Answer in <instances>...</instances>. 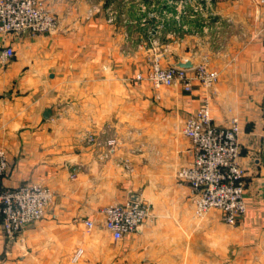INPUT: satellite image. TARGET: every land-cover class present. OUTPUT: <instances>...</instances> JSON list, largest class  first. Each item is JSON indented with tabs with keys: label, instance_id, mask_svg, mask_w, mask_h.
I'll return each mask as SVG.
<instances>
[{
	"label": "crops",
	"instance_id": "obj_1",
	"mask_svg": "<svg viewBox=\"0 0 264 264\" xmlns=\"http://www.w3.org/2000/svg\"><path fill=\"white\" fill-rule=\"evenodd\" d=\"M47 2L63 19L58 32L0 34V51L7 45L15 51L0 63V146L9 163L4 186L39 182L54 196L44 216L14 237L0 226V264H194L196 255L202 264L215 256L228 264L225 249L212 256L208 233L222 230L221 216L195 218L191 188L176 176L193 160L184 122L205 96L216 124L239 119L248 211L231 228V256L256 264L264 251L254 246L244 253L241 246L262 241L264 230V0H215L216 19L231 21L211 29L213 44L195 38L198 48L193 41L175 45L169 64L190 60L193 67L207 55L219 73L210 90L195 83L191 92L133 80L145 46L137 42L134 54L125 55L123 29L102 12L88 16L87 0ZM220 38L224 46L216 44ZM108 139L115 150L104 158ZM137 198L147 199L148 217L113 239L103 209ZM85 219L94 221L90 233ZM218 235L226 247L227 233Z\"/></svg>",
	"mask_w": 264,
	"mask_h": 264
},
{
	"label": "built area",
	"instance_id": "obj_2",
	"mask_svg": "<svg viewBox=\"0 0 264 264\" xmlns=\"http://www.w3.org/2000/svg\"><path fill=\"white\" fill-rule=\"evenodd\" d=\"M127 3L128 1L125 0ZM159 9V15L169 13L179 25L181 17L203 18V29H224L225 23L215 16L212 0H150ZM158 2V3H156ZM189 9V10H188ZM100 8L93 5L88 16L98 13ZM108 21L113 22L117 12L108 8ZM61 18L47 4V0H0V34L9 36L22 32L32 35L54 33L61 29ZM183 29L191 27L182 24ZM15 54L11 45L0 51V62L6 64ZM218 71L206 61L191 68L176 65L163 66L158 60L151 64L147 76L139 73V80L148 79L155 87L181 86L191 92L195 83L210 90L218 79ZM210 96H205L198 109L185 120L183 132L191 139L193 160L191 164L177 171V178L189 184L197 213L212 208L223 212V219L230 225H236L246 215L245 170L239 162L241 148L239 143V120L234 118L228 126L218 125L211 114ZM94 140L93 136L89 138ZM115 139L107 141L104 158H109L115 150ZM126 168L131 170L127 161ZM8 171V155L0 146V226L8 237H14L27 225L44 216L51 204L52 189L39 182H29L15 187H6L2 180ZM74 176V175H73ZM149 203L144 198L128 199L123 203L111 204L103 209L104 228L113 239H122L135 232L149 215ZM85 229L94 226L91 219L84 220ZM82 249H78L77 260Z\"/></svg>",
	"mask_w": 264,
	"mask_h": 264
},
{
	"label": "rangeland",
	"instance_id": "obj_3",
	"mask_svg": "<svg viewBox=\"0 0 264 264\" xmlns=\"http://www.w3.org/2000/svg\"><path fill=\"white\" fill-rule=\"evenodd\" d=\"M89 6L93 7V5H98L100 10L98 13H104L105 20L108 24L114 25L115 29H123L122 36L119 38L120 43H127L125 46L124 54L132 53L134 54L135 51H133L136 46L137 42L143 44L145 46V49L142 47L141 54L144 57V62H140L138 65V70L133 74V80L136 82L139 81H149L148 79H142L139 80L136 78V75L139 73L143 74L144 76H147V74L150 72L151 64L158 60L163 66H169V65H175L169 64L168 61L169 58H173L175 56L174 52H171L173 49H175V45H182L184 42L193 41L195 44V48H198L199 44H203V41L210 42L209 44L212 45L213 42H211L210 37H213V34H209L211 29H203V18H185L184 16L181 17V23H179L173 19L172 17H169V13H163L162 16L159 15V9L156 8V6H153V2L150 0H127L128 3L125 0H87ZM213 2L215 0H212ZM158 3V2H156ZM162 3L165 5L168 4V0H162ZM48 4V2H47ZM72 4H76L75 0H72ZM216 4V3H215ZM49 5V4H48ZM215 5L212 6V9ZM50 7V6H49ZM108 8H111L112 10L117 12V17L113 22L108 21ZM90 10V9H89ZM88 10V12H89ZM189 10V9H188ZM53 11V10H52ZM54 12V11H53ZM55 13V12H54ZM56 14V13H55ZM63 19H61L62 21ZM189 21V23H188ZM182 24H190L191 27L188 29H183L181 27ZM229 29V26L226 28ZM189 30L191 34L184 35L185 31ZM188 31V32H189ZM203 34V35H202ZM188 36V37H187ZM195 38L200 39V43L198 40H195ZM226 41L224 39L220 38L219 42L216 44H221L224 46ZM199 43V44H197ZM198 45V46H197ZM190 51V50H189ZM193 52V51H192ZM10 61V60H9ZM8 61V62H9ZM181 61V60H180ZM206 61L208 63V57L207 55H204L202 57V60L200 62ZM7 62V64H8ZM199 62V63H200ZM1 63V62H0ZM219 76V75H218ZM218 81V80H217ZM216 81V82H217ZM149 83L155 88L150 81ZM234 118L238 117H232L230 120V123ZM239 120V119H238ZM185 123V122H184ZM240 125V123H239ZM228 126V125H226ZM183 130V129H182ZM241 131V129H240ZM184 133V132H183ZM110 140V139H108ZM240 143V141H239ZM3 147V146H2ZM4 148V147H3ZM241 148V146H240ZM241 155V154H240ZM191 164V163H190ZM182 168V167H181ZM180 168V169H181ZM8 169H9V163H8ZM177 174V173H176ZM177 176V175H176ZM246 177V173H245ZM178 179V178H177ZM180 180V179H178ZM181 181V180H180ZM29 183V182H27ZM24 184V183H21ZM189 185V184H188ZM245 192H246V181H245ZM145 199V198H144ZM147 201V199H145ZM193 208H194V217L197 219L202 218H222V221H219L222 225V230L219 231V226H215L217 229L213 232V227H211V231L208 233L211 235L210 238L212 241L215 242L212 248V256L213 254H218L219 248L225 249L227 256V263L228 264H249V259L242 258V259H234L233 256H231V251L236 247L233 246L232 237H234V233L232 232L231 228H233V225H230L226 223L223 219V212L218 208H212L204 213H197L196 209V202L194 199H192ZM248 211V208H247ZM247 214V212H246ZM243 218V217H242ZM241 218V219H242ZM240 219V220H241ZM239 220V221H240ZM238 221V222H239ZM95 226H93L94 228ZM93 228L91 230H93ZM196 229V246L201 244V234H202V228L198 225L195 226ZM90 230V231H91ZM106 230V229H105ZM90 231L86 230L87 233H90ZM226 234V247H224V244L219 241L218 234ZM243 235L245 237V233L243 232ZM260 237H263V240L258 243H251L245 242L242 244L241 247L243 252L249 251L250 249L258 248L260 251H264V230L260 232ZM231 239V242H230ZM256 244H258V247H256ZM239 246L237 247V249ZM262 257L254 258L256 264H264V254H261ZM194 264H202V257L196 255V257L193 259ZM211 264H219V258L217 256L211 258ZM224 264V261L223 263ZM254 264V262H253Z\"/></svg>",
	"mask_w": 264,
	"mask_h": 264
},
{
	"label": "water",
	"instance_id": "obj_4",
	"mask_svg": "<svg viewBox=\"0 0 264 264\" xmlns=\"http://www.w3.org/2000/svg\"><path fill=\"white\" fill-rule=\"evenodd\" d=\"M175 65L178 66V67H183V68H191L192 67V62L190 60L178 61Z\"/></svg>",
	"mask_w": 264,
	"mask_h": 264
}]
</instances>
